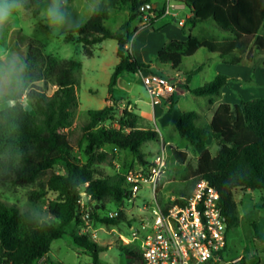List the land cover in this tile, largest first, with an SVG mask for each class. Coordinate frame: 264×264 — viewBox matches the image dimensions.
<instances>
[{"label": "trees", "instance_id": "trees-1", "mask_svg": "<svg viewBox=\"0 0 264 264\" xmlns=\"http://www.w3.org/2000/svg\"><path fill=\"white\" fill-rule=\"evenodd\" d=\"M173 1L189 8L193 16L183 25L187 41H171L158 51L156 60L159 65L180 71L183 59L194 55L200 48L227 58L244 52L251 41L253 47L264 54V0ZM33 2L37 4L35 14L38 15L42 0ZM150 3V0H101L85 25L77 31L78 42L86 49L98 46L107 39L118 42L117 55L120 61L111 77L109 93L119 76L125 72L152 73L151 66L139 62L128 49L131 25L145 13L141 7ZM122 8H128V19L118 31H111L105 21L109 19L111 10ZM147 12H158L159 16L165 14L164 9ZM210 20L232 37L221 45L194 38L192 30L199 23ZM187 25H190L189 30H186ZM138 30L139 27H135L134 33ZM86 55L93 57L94 52L87 51ZM42 64L44 75L40 77L51 83L52 94L32 86L27 93L30 110L25 108L21 95L13 100L14 104L0 110V146L13 150L0 158L1 179L17 185L33 184L58 165L63 167L64 173H51L46 183L47 189L57 194L46 206L49 219H43L33 212H23L17 205L0 199V264H34L46 256L52 243L66 235L69 225L78 221L84 197L87 201L103 203V210L107 202L124 206L125 175L96 178V165L106 162L109 156L103 147L109 144L130 151L140 164H145L147 154L142 151V146L159 140L156 131L139 127L140 116L132 110L122 109L115 115L111 106L91 109L88 111L89 122L84 127L86 161H81L73 153L66 130L75 119L82 66L76 61L56 59L51 55H45ZM198 71L187 72L183 86L187 92L198 97L220 95L230 81L228 76L218 74L213 80L192 89L189 83ZM27 72L32 71L27 67ZM170 99L174 101V95ZM198 117L196 112H180L174 125L191 147L202 150L198 167L191 175L197 181L207 180L218 190L229 231L240 223L233 191L236 188L264 191V98L241 101L234 106L222 102L207 126L198 124ZM210 136L221 146L216 157L206 147ZM172 152L182 161L186 159V153L173 149ZM196 184L191 183L185 191L180 192L178 200L166 202L165 208L175 203L183 204ZM260 208L264 211V198ZM96 211L98 207L93 209L91 215L95 217ZM99 220L105 224L118 225L131 221V218L127 217L124 208L118 217H102ZM252 226L256 238L264 243L257 222L252 220ZM75 242L92 254L93 264H101L99 256L106 250L105 247L86 237H75ZM118 248L124 254L125 264L141 263L140 255L130 245L118 242ZM234 264L247 263L241 259Z\"/></svg>", "mask_w": 264, "mask_h": 264}, {"label": "rangeland", "instance_id": "rangeland-1", "mask_svg": "<svg viewBox=\"0 0 264 264\" xmlns=\"http://www.w3.org/2000/svg\"><path fill=\"white\" fill-rule=\"evenodd\" d=\"M100 1L60 0L65 21L63 24H52L46 13L52 0H42L38 15L35 14L37 4L33 0H19L20 11L0 27V110L14 104L13 100L18 95H21L25 108L30 110L27 93L32 86L46 91L49 95L52 94L51 83L40 77L41 74L44 75L42 62L45 55L80 63L82 69L79 73L78 106L73 125L66 130L74 155L81 161H86L84 127L89 122V110L111 106L115 115L122 109L132 110L140 116V128L154 130L159 134L158 141H150L142 146V151L147 154L146 161H151L152 156L164 143H170L168 169L158 190L160 202H169L173 198H178L179 193L185 191L191 183L199 182L191 174L197 169L202 153V150L191 147L188 141L180 136L174 125V116H178L180 112H196L199 116L198 124L207 126L215 108L222 102L234 106L241 101L264 98V54L256 50L251 41L244 52L235 53L227 58H221L219 54L205 48H200L194 55L185 57L181 67L183 75L187 77V72L199 69L192 80L194 88L213 80L218 74L230 78L220 95L195 96L183 88L185 79L178 85L179 90L175 93L176 103L171 99H165L161 104L153 105L140 74L126 72L119 76L112 92L109 93L111 77L120 61L117 55L118 42L107 39L98 46L86 49L78 42L77 36V31L85 25ZM150 2L158 6V10L175 3L173 0ZM187 13V10L179 11L177 17L162 15L156 20L151 19L156 12L146 11L140 20L131 25L129 32L131 42L128 49L139 62L150 65L152 73L174 76L170 67L157 63L156 56L158 51L171 41L180 40L178 36L184 32L179 21L185 18ZM128 15V8L113 9L105 25L111 31H118L128 19ZM140 21H144V24L140 25ZM135 27H139L136 33ZM189 29L190 25H187L186 30ZM192 35L199 41L208 40L217 45L231 38L230 33L218 28L211 20L199 23L192 30ZM69 36L71 38H68ZM184 36L187 41V35ZM90 50L94 52L93 57L86 55ZM27 67L34 74L28 73ZM206 147L211 155L216 157L221 146L210 136ZM103 149L109 156L106 162L96 165V178L114 174L125 175L140 165L130 151L120 150L109 144ZM172 149L186 153V159L182 161L180 157L175 156ZM12 151L11 148L0 146V158L6 157ZM53 172L64 173V169L58 165L43 174L37 182L25 185L5 182L0 174V199L17 205L23 212H33L43 219H49L47 203L57 197V194L49 191L46 185ZM233 194L238 206L240 223L238 227L228 231L227 248L215 264H234L239 263L241 259L247 264H264V243L256 238L252 226L254 220L264 236V211L260 208L264 191L236 188ZM82 202L78 221L70 224L67 234L55 240L50 252L34 264H93L92 254L77 245L75 237H86L106 248L99 256L101 264H125L126 259L118 248V242H121L119 234H127L128 230L123 225H109L99 220L105 217L104 210L112 211L117 205L107 202L103 210L101 202L88 200L85 205ZM148 205L155 207L156 201L151 195V190L144 188L135 203H126L127 217L135 219L142 213L144 206ZM95 207H98V211L94 217L91 212ZM84 211L90 213L88 224L82 218ZM94 231L97 232L95 240L92 238Z\"/></svg>", "mask_w": 264, "mask_h": 264}, {"label": "built area", "instance_id": "built-area-1", "mask_svg": "<svg viewBox=\"0 0 264 264\" xmlns=\"http://www.w3.org/2000/svg\"><path fill=\"white\" fill-rule=\"evenodd\" d=\"M140 76L153 105L170 99L182 81L179 73L174 76L140 73ZM169 147L170 143H164L151 161L125 174V204L112 211L104 210V216L118 217L124 208L127 210L126 203H135L140 192L148 188L156 201L155 207L144 206L135 219L120 223L128 232L119 234V240L137 251L141 257L139 264H215L227 248L228 228L220 193L207 180H200L183 204L165 208L166 203L158 198V187L168 169ZM85 203L84 197L82 204ZM82 218L88 224L90 213L84 211ZM92 238H97L96 231Z\"/></svg>", "mask_w": 264, "mask_h": 264}, {"label": "clouds", "instance_id": "clouds-1", "mask_svg": "<svg viewBox=\"0 0 264 264\" xmlns=\"http://www.w3.org/2000/svg\"><path fill=\"white\" fill-rule=\"evenodd\" d=\"M21 9L19 0H0V27L4 26ZM47 18L52 24H63L65 13L61 7L60 0H52L46 9Z\"/></svg>", "mask_w": 264, "mask_h": 264}, {"label": "crops", "instance_id": "crops-1", "mask_svg": "<svg viewBox=\"0 0 264 264\" xmlns=\"http://www.w3.org/2000/svg\"><path fill=\"white\" fill-rule=\"evenodd\" d=\"M151 4V3H150ZM157 7L158 6H156V8L155 9H157ZM165 10V14H163V15H168V16H172V17H177L178 16V13H179V11H181V12H184L185 10H187L188 11V13L186 14V16H185V18H183V19H181L180 21H179V24H180V26H183L184 25V23H185V19H188V18H190V17H192L193 15H192V12H191V10L189 9V8H187L185 5H183V4H179V3H174L173 5H171V4H168V7H165V8H160L159 10ZM162 16V15H161ZM161 16H159V14H158V12H156V14L154 15V17L153 18H151V19H159ZM181 22L183 23V24H181ZM142 24H144V21L143 22H141L140 23V25H142ZM179 39L180 40H177V41H183V42H185L186 41V38H185V36H184V34L183 33H181V34H179ZM229 37H232V35H230ZM174 73H179V75H180V79L182 80V81H184L185 79H187V77L185 76V74L183 75V73L181 72V70L180 71H174V70H172ZM195 76H193L192 77V79H191V81H190V83H189V87L190 88H192V89H194V87L192 86V80H193V78H194ZM181 81V82H182ZM179 90V89H178ZM174 103H176V101H175V94H174ZM218 107V106H217ZM216 107V108H217ZM216 108H215V110H216ZM215 112V111H214ZM176 118H177V116H174V122L176 121Z\"/></svg>", "mask_w": 264, "mask_h": 264}, {"label": "water", "instance_id": "water-1", "mask_svg": "<svg viewBox=\"0 0 264 264\" xmlns=\"http://www.w3.org/2000/svg\"><path fill=\"white\" fill-rule=\"evenodd\" d=\"M156 8V5H153V4H145L141 7V11L142 12H146L150 9H155ZM85 200H86V197H85Z\"/></svg>", "mask_w": 264, "mask_h": 264}]
</instances>
